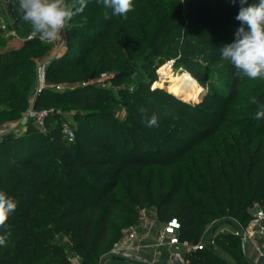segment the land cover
<instances>
[{
  "label": "trees",
  "instance_id": "obj_1",
  "mask_svg": "<svg viewBox=\"0 0 264 264\" xmlns=\"http://www.w3.org/2000/svg\"><path fill=\"white\" fill-rule=\"evenodd\" d=\"M256 2L248 0V5ZM86 3L70 23L74 29L96 34L95 48L69 45L50 61L46 79L88 81L115 70L116 76L128 77L136 67L149 66L145 61L153 44L180 29L184 35L170 49L152 51L163 55L160 64L179 57L174 66L194 73L205 90L194 105L162 89H151L141 79L129 93L136 101L125 104L127 112L120 118L111 105L116 102L81 96L92 84L47 88L37 95L35 57L49 54V50L40 52L48 45H38L39 37L27 38L16 50H28L29 56L0 59V118L21 116L33 97L36 107L47 101L103 106L90 113L94 125L82 121L72 140L55 120L60 115L54 114L46 119L43 130L0 140V191L17 202L7 221L10 235L0 246V264H76L74 257L78 264H99L114 232V220L121 214L135 216L134 206L142 208L147 201L139 183L130 180L127 190L120 179H131L150 167H177L175 180L157 202L156 211L163 222L178 218L182 242L203 241L208 221L230 215L247 223L254 205L264 207V118H255L258 105L264 104V78H239L228 61L233 81L220 86L194 57L202 44L209 49L211 62L225 60L219 49L235 39L239 0H133L126 18L112 15L97 0ZM7 4L19 27L24 16L19 0H7ZM98 12L102 13L99 18L85 19ZM207 30L218 33L210 35ZM3 32L0 28V36ZM75 36L81 44L92 41ZM155 69L151 65L152 73ZM58 75H62L60 80ZM45 95L49 97L43 99ZM253 97L256 104L251 102ZM79 114L76 120H82ZM153 115L158 122L149 127L146 122ZM173 125L182 129L175 131L170 128ZM187 134L190 138L184 150L169 151L173 144L186 140ZM4 232L0 229V235ZM214 238L218 244L238 248L233 254L236 264H252L245 258L240 237L218 229ZM186 259L189 264H230L211 246L186 251Z\"/></svg>",
  "mask_w": 264,
  "mask_h": 264
},
{
  "label": "rangeland",
  "instance_id": "obj_2",
  "mask_svg": "<svg viewBox=\"0 0 264 264\" xmlns=\"http://www.w3.org/2000/svg\"><path fill=\"white\" fill-rule=\"evenodd\" d=\"M66 3L69 5L76 3V0H66ZM21 14V13H20ZM102 15L101 12L88 14L85 19L90 21L92 19H97ZM22 24L17 27L15 24V19L12 17L11 12L9 11L7 0H0V28L4 29V32L0 36V59L12 60L19 59L23 57L29 56L28 50L16 51L22 47V44L27 40V38L31 37H39L40 44H47L48 47L46 49L40 50L41 53L49 50L48 56L40 57L38 55L36 58V66L35 69L38 73V87H37V95H40L41 89L43 86H50L51 89L61 86L62 89H73L72 87H80L86 81H76V82H67L64 83L62 81H51L46 79V71L48 64L50 61L60 57L64 51L68 48L69 45L74 49H82L84 47L95 48V35L90 32H85L79 29H74L72 24L68 22L65 28L62 30V34L59 39L55 41H48L41 38L39 34H33V30L30 22L22 19ZM210 35H214L218 32L213 30H207ZM76 34L87 36L92 41L88 44H81ZM223 34V32H222ZM184 32L180 29H173V32L170 35H166L162 38L161 43L157 44L151 50H148L146 56V63L149 65L144 68V66L136 67L135 72H130L129 76H116V70L107 72L106 76L98 77V78H90L88 81L92 82V87L86 88L82 93V97H91L96 98L99 96L106 97L110 101H114L115 103H111L116 108V114L118 117L122 118L126 112L125 104H132L136 100H132L129 98V93L134 90L133 85H135L138 81L143 79L146 81L147 86L151 89H162L166 92L175 94L179 99L186 101L188 103H192L194 105H198L201 101V91L205 90V85L196 77V75L190 71H186L184 66H174L179 57L171 58L163 64H160L162 54L153 52L152 50H156L157 47H162L165 49H170L180 38H182ZM151 38L150 36H146ZM148 38V39H149ZM152 40V39H151ZM201 46L198 49V52L195 54V58L203 65L208 68V74L213 79V82L219 83L220 86L225 83H231L233 81V77L230 74V70L228 67V60H221L218 62H211L209 60V54L207 50H209L206 46L200 44ZM180 60V59H179ZM171 63L172 66L169 64ZM151 65L155 66V73H152L150 70ZM164 65L169 66L168 70L172 73L173 76L177 77L184 72H189L192 77L195 78L196 82L194 85L190 86L188 91H177L172 88L171 85L173 83L169 82L170 76L169 73L166 75L160 70ZM64 72L68 69L67 66L62 67ZM118 70V69H117ZM167 70V71H168ZM135 73L137 76H135ZM62 75H58L59 78ZM196 92V93H195ZM47 95V94H46ZM44 96L43 99H46L49 96ZM51 97V95H50ZM36 101V97L32 98L30 101V106L28 109L24 111L21 116H4L0 118V140H2L5 136H20L24 133H33L37 130H43L47 127V122L45 126H43L39 119L38 115L42 111L51 112V115H60L55 118L56 121H59L63 128H68L75 130L77 126L82 123H86L87 125H94V121L91 119L90 113L94 110L102 108L100 104H89L87 106H74L69 104H62L57 102H49L43 103L41 106L36 107L34 102ZM120 102V104H117ZM110 105V104H108ZM76 113H80V117L82 120H76ZM171 129L175 131H179L182 128L177 126H171ZM190 134H187L186 140L183 142H179L177 144H173L169 151L172 150H184L189 143ZM41 146V145H40ZM52 153V152H50ZM177 172V167H174L171 170H163L160 168H148L145 170L137 171L131 179L121 178L120 181L122 186H124L127 190L131 188L130 180H135L139 183L142 189L146 192L147 201L146 204L141 208L135 205V216H128L125 214L119 215L114 220V232L112 237L109 240L107 250L103 253L100 258L99 264H189V261L186 257L183 261L179 262L175 259L171 258L170 251L163 250L157 256L153 253H133L126 256H121L126 259H129L130 262H116L113 260V256H115L112 252V249L115 243L124 238L126 233L132 229V227L136 225L147 226L150 224H154L157 228H161L164 225V222L159 219V216L156 211L157 202L161 198V196L166 193L171 187V181L175 180V174ZM134 193V190L131 191ZM264 208L259 206L258 204L254 205L250 209L251 217L254 213L259 209ZM240 219L235 218L233 216H223L221 218L213 219L212 221H208L207 224L203 228V237H205L202 243L205 246H211L212 241H215V246L211 247L213 252L216 253L218 257H222L230 264H236V256L233 254L237 249L229 248L226 244H218L214 238V234L219 229L220 231L224 230H232L233 226L229 225L231 220ZM64 241L68 242L67 237L63 238ZM259 245L264 247V240L258 238ZM244 254L245 258L248 262L252 264H264V258L259 254L257 249L253 244L247 243L244 245ZM73 260H77L76 257Z\"/></svg>",
  "mask_w": 264,
  "mask_h": 264
},
{
  "label": "clouds",
  "instance_id": "obj_3",
  "mask_svg": "<svg viewBox=\"0 0 264 264\" xmlns=\"http://www.w3.org/2000/svg\"><path fill=\"white\" fill-rule=\"evenodd\" d=\"M97 3L110 9L112 15L125 18L133 10V0H97ZM239 3L241 7L235 19L240 22V26L234 33V41L219 49L221 57L231 62L235 69L234 75L239 78H264V0L251 5H248V0H239ZM19 6L24 13V20L30 22L33 34H39L44 40L55 41L60 38L66 24L84 11L87 3L86 0H76L71 5L66 0H19ZM109 18L105 12V19ZM251 102L256 104L257 100L253 97ZM255 118H264V104L258 105ZM157 122V116L153 115L146 123L151 127L156 126ZM16 208L14 198L0 191V229H5L4 234L0 235V246L6 244L10 235L6 230L7 221Z\"/></svg>",
  "mask_w": 264,
  "mask_h": 264
},
{
  "label": "built area",
  "instance_id": "obj_4",
  "mask_svg": "<svg viewBox=\"0 0 264 264\" xmlns=\"http://www.w3.org/2000/svg\"><path fill=\"white\" fill-rule=\"evenodd\" d=\"M169 65L172 66L171 63ZM57 87L61 86L58 85ZM50 115L51 112L48 111L39 113L38 119L43 126H45L46 119ZM62 131L69 139H74V130L62 128ZM231 222L229 225H232L233 229L227 231H231L234 235L240 237L244 245L247 243L253 244L264 258V247H261L258 241V238L264 240V208H259L247 223L237 219H233ZM180 230L181 223L176 217L164 222L161 228H157L153 223L147 226L136 225L126 233L123 239L115 243L112 252L114 255L126 256L150 248H154L156 251L166 248L171 250V258L181 262L186 257V251L203 248L205 245L202 241L198 244L182 242L180 240ZM214 246L215 241L213 240L211 247Z\"/></svg>",
  "mask_w": 264,
  "mask_h": 264
},
{
  "label": "bare ground",
  "instance_id": "obj_5",
  "mask_svg": "<svg viewBox=\"0 0 264 264\" xmlns=\"http://www.w3.org/2000/svg\"><path fill=\"white\" fill-rule=\"evenodd\" d=\"M164 74H168L170 76L169 82L173 83L172 88L177 91H188L190 86L194 85L196 80L189 72H184L183 74H180L179 76L175 77L172 75L171 72L168 70V66L164 65L160 68ZM168 70V71H167Z\"/></svg>",
  "mask_w": 264,
  "mask_h": 264
},
{
  "label": "crops",
  "instance_id": "obj_6",
  "mask_svg": "<svg viewBox=\"0 0 264 264\" xmlns=\"http://www.w3.org/2000/svg\"><path fill=\"white\" fill-rule=\"evenodd\" d=\"M163 250H165V251H170V253H171V250L170 249H166V248H162V249H160V251H156L154 248H150V249H147V250H144V251H141V252H146V253H153L155 256H157L160 252H162ZM140 253V252H139ZM117 256H119V255H117ZM113 260H115L116 262H130V260L129 259H127V260H117V259H114L113 258ZM74 262L76 263V264H78V259L75 261L74 260ZM105 264H107V263H105Z\"/></svg>",
  "mask_w": 264,
  "mask_h": 264
},
{
  "label": "water",
  "instance_id": "obj_7",
  "mask_svg": "<svg viewBox=\"0 0 264 264\" xmlns=\"http://www.w3.org/2000/svg\"><path fill=\"white\" fill-rule=\"evenodd\" d=\"M90 84H92L91 81H86V82L83 84V86H80V87H85V86L90 85ZM80 87L78 86V87H72V88H73V89H76V88H80ZM47 88H51V87L45 85V86L42 87L41 92H42V90L47 89ZM52 89L63 90L61 87H54V88H52ZM113 258H114V259H117V260H127L126 258L121 257V256H117V255L113 256Z\"/></svg>",
  "mask_w": 264,
  "mask_h": 264
}]
</instances>
